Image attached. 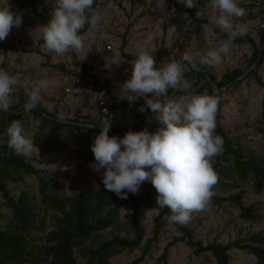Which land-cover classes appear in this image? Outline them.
<instances>
[{
	"label": "rangeland",
	"instance_id": "rangeland-1",
	"mask_svg": "<svg viewBox=\"0 0 264 264\" xmlns=\"http://www.w3.org/2000/svg\"><path fill=\"white\" fill-rule=\"evenodd\" d=\"M194 1L198 2L197 12L200 11L202 14L196 19L186 12L183 4L178 0H99L98 6L93 10L100 15V21L79 33L84 41L83 50L79 54L69 50L61 57L49 52L43 47V43L40 45L38 43L42 37L45 20L49 21L52 17L56 0H0V7L8 3L12 11L20 13L23 17L21 26L18 28L13 26L10 34L3 41L15 45L23 44L29 48L39 46L42 51L41 53L10 51L8 55L0 53V69L3 70L4 66L5 71L18 79V84L12 93V105H17L21 98L27 97L31 91L26 78H30L32 82L46 79L50 82V87L41 92L40 102L42 108L48 112L63 114L66 117L89 116L100 119L105 124L122 125L124 117L120 111H117L114 119H107L99 111L95 94L81 86L74 87L70 93H65L64 85L69 82L72 74L82 71L78 62H84L91 71L99 75L102 82L110 85L119 99H123L127 95L123 85L130 79L132 60L141 49L154 55L157 67L170 61L172 57L183 62L182 56L185 51L191 54L199 65L200 58L207 51L218 47L227 39L215 32L209 23L213 15L211 0ZM238 4L247 11V15L242 19L232 18L233 24H247L246 35L250 36L253 42H233L228 56L223 58L220 65L202 66L206 71L215 74L218 79L230 69L248 65L252 60L254 47L260 45V34L264 28L263 0H238ZM173 9L175 12L172 11ZM216 15L219 13L217 12ZM124 41L126 44L123 46ZM108 45H111V48H108ZM47 55L50 56L49 59ZM48 63H60L64 69L51 67ZM262 71L261 64L256 74L246 78L239 86L224 91L220 121L231 138L249 148L248 153L264 158ZM199 94L211 95L207 89ZM183 97L185 96L175 95L172 98L179 102ZM104 98L107 102L106 95ZM148 98H151V94ZM129 103L131 110L140 109L146 104L144 97ZM39 121L40 119L33 114L25 115L22 125L27 128L26 132L30 139L37 132ZM144 126L150 133H155L163 125L157 127L153 125V120L147 119ZM56 138L59 142L54 139L52 146L35 145L30 158L37 167L45 169L58 180L62 194H77L78 185L95 189L103 183L102 177L106 169L99 171L94 169L93 166L97 162L90 158V150H84L86 143L83 137L76 133L68 135L62 130L57 132ZM6 142L0 123V148ZM216 157L212 158L211 163ZM8 187L14 194L26 190L39 198L38 180L35 175H24L21 179L9 181ZM144 191L145 187L141 185L136 195L143 194ZM237 192L247 206L255 207L254 213L257 217L250 220L244 218L241 216V210L231 202L218 206L210 201L207 210L193 212L187 223L198 239L205 244L211 241L227 243L240 237L247 238L258 231L264 232V190L256 192L252 184L242 181H238L236 186L228 190L221 188L215 190L218 195ZM160 210L157 200L142 205L140 219L146 230V239L152 236L154 217ZM131 215V206L124 204L121 211L122 224L98 233L87 245L95 246L100 239L109 238L114 234L125 235L127 230L123 224L131 219ZM10 219V209L5 206L4 198L0 193V226L5 227ZM179 235L177 227L168 223L150 255L141 264H158V259L166 245ZM31 239L39 241L40 238L39 235L34 234ZM230 252L231 264H264L248 251L231 249ZM140 255V248L126 250L111 258L110 263L131 264L133 259ZM83 259H80L79 264L85 263ZM161 264H218V262L210 252L197 255L185 242H178L170 247L167 260L162 261Z\"/></svg>",
	"mask_w": 264,
	"mask_h": 264
},
{
	"label": "trees",
	"instance_id": "trees-1",
	"mask_svg": "<svg viewBox=\"0 0 264 264\" xmlns=\"http://www.w3.org/2000/svg\"><path fill=\"white\" fill-rule=\"evenodd\" d=\"M195 7L188 8L184 4L186 12L194 19L197 18L198 2L194 1ZM99 4V0H94L93 9ZM264 11V0H263ZM48 21L45 20V24ZM205 22H208L205 20ZM210 23V22H209ZM211 24V23H210ZM221 37L227 39V34L219 27L211 24ZM90 24H86L81 32L86 31ZM253 42V39L244 35L235 40V43ZM39 45L43 43L42 37ZM126 42H123V46ZM10 51L17 52H38L39 46L29 48L23 44H11L0 41V53L8 55ZM49 59L50 56L47 55ZM130 58H132L130 56ZM264 60V28L260 34V45L254 47L252 60L246 66H240L226 71L220 79L215 74L208 72L200 66V71L191 70L184 74V78L193 84L192 89L187 92L180 89H169L168 98L175 95L187 96L189 92L199 94L205 89L211 95L219 97V105L216 116V129L214 135L223 138V150L212 162L213 168L218 175V183L214 186V195L211 202L222 206L225 202L235 204L241 210V216L246 219H254L253 205L247 206L241 199L239 192L229 195H218L217 188L228 190L237 185L238 181L249 182L256 192L264 190V158L253 153H248L243 143L230 137L225 127L222 125L221 106L223 103V93L230 87L239 86L246 78L256 74L257 69ZM182 63H187L183 61ZM256 65L251 69V67ZM81 66V76L91 80L96 92L104 91L108 98L110 109L120 111L124 117L122 125H110L109 136L122 139L129 131L139 132L145 130L144 122L147 119L153 120V125L159 127L161 124L155 119L151 109L141 112L140 109L131 110L127 99H119L118 94L113 92L107 82H102L97 73L90 70L84 62H78ZM51 67H62L60 63H48ZM3 70H5L3 66ZM67 72V71H66ZM245 74V75H244ZM259 80L260 78L257 77ZM28 96H23L17 105H11L7 112L0 109V123L2 132L6 133L7 127L14 121L23 122L25 115L33 114L40 119L37 132L32 136L34 144L39 147H49L56 142L57 132L64 130L68 135L72 133L85 139V149L90 150L91 159L94 154L91 150L94 139L101 128L105 125L100 119H93L89 116L66 117V123L58 121V115L48 112L42 108L41 102L30 113L25 114L23 106ZM163 99V98H162ZM42 111L47 114H43ZM89 125H92L89 127ZM27 131L26 127H23ZM0 148V193L4 198V204L10 209L11 219L5 227L0 226V264H79L84 258V264H111L110 260L116 255L126 250L141 249V255L133 259L131 264H141L150 255L153 246L159 241L166 225L169 223L168 217L171 212L168 208H161L154 217L152 236L146 239V230L140 219L141 208L144 203L157 200V191L151 182H144L142 185L145 191L140 195L128 193V198L123 199L114 192L108 191L104 184H100L95 189H89L78 185V192L74 195L62 194L59 182L51 176L45 169L37 167L30 157L17 154L8 148V144ZM24 175H35L38 180L39 198L30 194L29 191L22 190L19 194H14L8 187L9 181L23 178ZM124 204L131 206V219L126 222L124 228L125 235L114 234L109 238L100 239L95 246H88L87 243L94 239L98 233L114 226L122 224L121 211ZM174 224L179 236H175L170 241L162 255L158 259V264L166 261L169 249L178 242H185L197 255L210 252L217 260L218 264H231V249H241L252 253L261 262H264V232L258 231L251 236L240 237L235 240L221 243L211 241L204 243L198 239L194 230L188 225ZM39 235V241H32L31 237Z\"/></svg>",
	"mask_w": 264,
	"mask_h": 264
},
{
	"label": "clouds",
	"instance_id": "clouds-1",
	"mask_svg": "<svg viewBox=\"0 0 264 264\" xmlns=\"http://www.w3.org/2000/svg\"><path fill=\"white\" fill-rule=\"evenodd\" d=\"M178 2L188 8L196 6L194 0ZM93 4L94 0H56L51 19L42 27L43 47L61 57L69 50L79 54L84 48L79 33L86 24L95 26L101 19L93 10ZM211 7L210 23L226 33L227 40L207 51L200 58L199 65L187 51L182 56V61L187 63L172 57L157 67L154 55L144 49L139 50L132 60L131 77L123 85L127 93L124 98L134 102L144 97L146 104L140 107V111L151 109L163 126L155 133L147 129L129 131L120 139L109 136L110 123H107L91 148L97 162L94 169H106L102 179L108 191L127 199L128 193H139L142 183L151 182L158 194L157 205L171 212L169 223L181 226L190 221L193 212L207 210L219 179L211 160L222 153L224 141L221 136L214 135L218 95L195 94L193 91L178 102L168 98L169 89L185 92L192 89L193 84L184 78L190 70L188 65L194 71H200V66L220 65L228 56L230 45L248 31L247 24H233L232 18L242 19L247 15L238 0H211ZM201 15L200 11L196 13L197 17ZM22 22V15L12 11L8 3L0 7V41L7 38L13 26L18 28ZM26 83L31 91L23 106L25 114L37 107L41 92L50 87L46 79L32 82L26 78ZM17 84L16 76L0 69V109L5 112L13 103L12 93ZM57 119L61 123L67 122L63 114H58ZM6 133L10 150L25 157L31 156L35 144L20 120H14Z\"/></svg>",
	"mask_w": 264,
	"mask_h": 264
},
{
	"label": "built area",
	"instance_id": "built-area-1",
	"mask_svg": "<svg viewBox=\"0 0 264 264\" xmlns=\"http://www.w3.org/2000/svg\"><path fill=\"white\" fill-rule=\"evenodd\" d=\"M264 27V25H263ZM108 48H111V45L107 46ZM262 66H263V75H264V60L262 61ZM82 71H79V73L72 74L69 78V82L64 85V91L65 93H70L72 92L74 87H83L86 90L90 91L91 93L95 94L96 100L98 101V105L100 108V113L107 119H114L116 117L117 111H113L110 109L108 101L106 102L104 98V91L102 92H96L94 90V84L91 80H87L81 76ZM107 110V111H105Z\"/></svg>",
	"mask_w": 264,
	"mask_h": 264
},
{
	"label": "water",
	"instance_id": "water-1",
	"mask_svg": "<svg viewBox=\"0 0 264 264\" xmlns=\"http://www.w3.org/2000/svg\"><path fill=\"white\" fill-rule=\"evenodd\" d=\"M256 65V63L251 67V69ZM245 75V74H244ZM43 114H47L46 112L42 111Z\"/></svg>",
	"mask_w": 264,
	"mask_h": 264
}]
</instances>
